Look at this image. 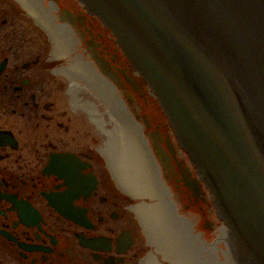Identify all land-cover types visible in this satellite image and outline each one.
Here are the masks:
<instances>
[{
    "label": "flooded vegetation",
    "instance_id": "1",
    "mask_svg": "<svg viewBox=\"0 0 264 264\" xmlns=\"http://www.w3.org/2000/svg\"><path fill=\"white\" fill-rule=\"evenodd\" d=\"M194 209L210 213L211 196L99 18L79 0H0V264H209ZM179 218L202 238L170 262L165 227Z\"/></svg>",
    "mask_w": 264,
    "mask_h": 264
},
{
    "label": "water",
    "instance_id": "2",
    "mask_svg": "<svg viewBox=\"0 0 264 264\" xmlns=\"http://www.w3.org/2000/svg\"><path fill=\"white\" fill-rule=\"evenodd\" d=\"M81 1L148 82L212 193L240 262L232 252L224 264H264V0ZM82 68L67 74L83 76ZM84 95L103 114L101 100ZM115 103L119 118H131ZM82 105L103 118L91 102ZM154 192L135 195L154 199ZM200 239L182 218L169 220L162 256L189 260Z\"/></svg>",
    "mask_w": 264,
    "mask_h": 264
},
{
    "label": "rangeland",
    "instance_id": "3",
    "mask_svg": "<svg viewBox=\"0 0 264 264\" xmlns=\"http://www.w3.org/2000/svg\"><path fill=\"white\" fill-rule=\"evenodd\" d=\"M85 115L88 117V114L85 113ZM195 211V220L196 224L194 225V228L197 232H200L204 238H206L209 242H213L217 246V258L221 262H227L231 260L232 258V253L230 254L229 257H226V254L222 252V250L227 249V242L226 240L228 239H222L220 241L217 240L218 236L220 235L221 231L219 228L221 227V222L217 219L216 215L213 213V210L207 215H202L201 212H199L197 209H194ZM209 222L212 224V228L206 227L205 222ZM212 222V223H211ZM217 240V241H216ZM222 250H221V249ZM216 249V248H215Z\"/></svg>",
    "mask_w": 264,
    "mask_h": 264
},
{
    "label": "bare ground",
    "instance_id": "4",
    "mask_svg": "<svg viewBox=\"0 0 264 264\" xmlns=\"http://www.w3.org/2000/svg\"><path fill=\"white\" fill-rule=\"evenodd\" d=\"M184 220V219H183ZM185 221V220H184ZM188 226H189V224H187ZM226 233H227V230L225 229V231L223 232V234H222V237L224 238L225 237V235H226ZM199 236V235H198ZM200 237V236H199ZM229 237V236H228ZM202 238V237H201ZM232 252H231V250H230V248H229V246H228V248H227V252H226V255H227V257H229L230 256V254H231Z\"/></svg>",
    "mask_w": 264,
    "mask_h": 264
}]
</instances>
